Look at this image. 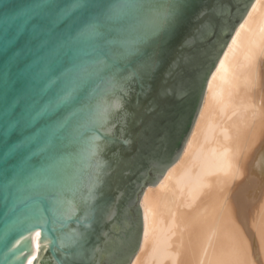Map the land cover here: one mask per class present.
Masks as SVG:
<instances>
[{"label": "water", "instance_id": "1", "mask_svg": "<svg viewBox=\"0 0 264 264\" xmlns=\"http://www.w3.org/2000/svg\"><path fill=\"white\" fill-rule=\"evenodd\" d=\"M254 0H0V264H130Z\"/></svg>", "mask_w": 264, "mask_h": 264}, {"label": "bare ground", "instance_id": "2", "mask_svg": "<svg viewBox=\"0 0 264 264\" xmlns=\"http://www.w3.org/2000/svg\"><path fill=\"white\" fill-rule=\"evenodd\" d=\"M140 204L130 264H264V0L211 73L179 159Z\"/></svg>", "mask_w": 264, "mask_h": 264}]
</instances>
